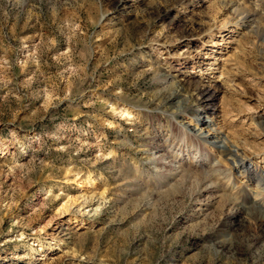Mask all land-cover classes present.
Returning <instances> with one entry per match:
<instances>
[{"label": "rangeland", "instance_id": "374dc122", "mask_svg": "<svg viewBox=\"0 0 264 264\" xmlns=\"http://www.w3.org/2000/svg\"><path fill=\"white\" fill-rule=\"evenodd\" d=\"M0 264H264V0H0Z\"/></svg>", "mask_w": 264, "mask_h": 264}]
</instances>
